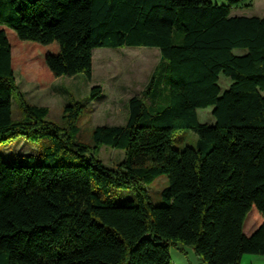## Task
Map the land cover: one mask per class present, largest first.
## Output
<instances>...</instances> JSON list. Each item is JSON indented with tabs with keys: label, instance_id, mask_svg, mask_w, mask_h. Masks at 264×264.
I'll use <instances>...</instances> for the list:
<instances>
[{
	"label": "trees",
	"instance_id": "1",
	"mask_svg": "<svg viewBox=\"0 0 264 264\" xmlns=\"http://www.w3.org/2000/svg\"><path fill=\"white\" fill-rule=\"evenodd\" d=\"M239 1L0 0V25L19 40L57 45L43 57L53 76L90 79L98 47L159 52L126 121L94 126L89 144L76 139L82 104L71 94L62 125L25 99L12 68L49 72L24 63L0 28V143L49 138L36 153L0 158V264H171L175 242L201 264L264 255V17L229 15ZM219 74L231 80L223 91ZM100 92L93 85L87 98ZM210 105L214 123L199 122L196 110ZM179 129L196 135L195 147L171 148ZM101 145L122 158L105 165ZM159 175L167 185L154 205L145 186ZM115 187L135 199L115 202ZM248 212L257 224L245 235Z\"/></svg>",
	"mask_w": 264,
	"mask_h": 264
},
{
	"label": "rangeland",
	"instance_id": "2",
	"mask_svg": "<svg viewBox=\"0 0 264 264\" xmlns=\"http://www.w3.org/2000/svg\"><path fill=\"white\" fill-rule=\"evenodd\" d=\"M218 2L217 0H213ZM257 0H251L255 6ZM219 3V2H218ZM247 13H255L254 10ZM234 16L233 13L229 14ZM5 28V35L8 43L19 48L23 53L22 61L27 63L35 59L43 67V57L47 53H54L57 45L51 43L42 45L33 41L19 40L15 33ZM244 49H238L235 54L244 53ZM159 59L158 49L147 46H123V47H98L93 49L91 56L92 73L90 79L82 74L72 76H53L42 74L39 77L27 75L20 68L14 69L13 74L19 90L22 91L25 99L34 105H45L48 107L46 118L50 121L62 125L61 109L68 102V95L71 94L82 104V110L77 118L78 132L76 139L80 142L91 144L90 131L96 125H118L123 124L127 118L126 101L133 95H138L144 87L150 72ZM231 80L222 74L218 75V85L223 91L228 87ZM93 85L101 87L100 94L88 99L87 94ZM213 106L198 108L196 110L197 119L201 123L212 125L214 116L211 113ZM11 116L13 119L20 117L14 99H11ZM49 143V138L45 137L37 141L27 140L22 136L0 143V158L10 161L16 154H33L39 148ZM196 135L190 130H175L172 135L170 146L173 149H181L184 146L195 147ZM123 152L101 145L97 153L98 158L107 166H114L121 158ZM167 185L166 175H159L145 186L149 199L154 205H162L160 191ZM113 200L117 203L125 199H135L134 193L130 188L115 187L110 193ZM256 220L252 212H248L243 223V233L255 225ZM186 248L185 252L179 247ZM171 264L194 263L195 258L192 249L181 243L175 242L169 247Z\"/></svg>",
	"mask_w": 264,
	"mask_h": 264
},
{
	"label": "crops",
	"instance_id": "3",
	"mask_svg": "<svg viewBox=\"0 0 264 264\" xmlns=\"http://www.w3.org/2000/svg\"><path fill=\"white\" fill-rule=\"evenodd\" d=\"M219 3H223V0H217ZM216 2V3H218ZM218 3V4H219ZM254 10L255 13H247V11H252ZM233 13L234 16H240V15H245V16H259V17H264V0H257L255 6L251 4V0H241L239 1L236 5L232 6L230 9L229 14ZM0 28H2L5 32V28L3 25H0ZM238 49H233L232 52L235 54V52ZM49 71V70H48ZM255 225H253L248 232L245 233V235H249L254 229ZM186 248L179 247V250L185 252ZM191 249V248H190ZM195 261L194 263L191 264H201L200 258L194 254ZM178 264H184L182 259L181 263ZM239 264H264V255H259V254H242Z\"/></svg>",
	"mask_w": 264,
	"mask_h": 264
}]
</instances>
